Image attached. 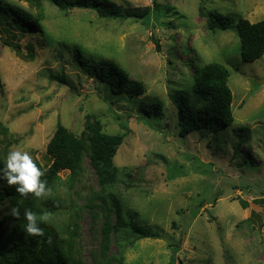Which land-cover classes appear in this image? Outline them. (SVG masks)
I'll use <instances>...</instances> for the list:
<instances>
[{"label": "rangeland", "instance_id": "obj_1", "mask_svg": "<svg viewBox=\"0 0 264 264\" xmlns=\"http://www.w3.org/2000/svg\"><path fill=\"white\" fill-rule=\"evenodd\" d=\"M2 1L39 17L45 36L21 34L20 16V23L0 20V122L8 128L2 160L10 150L28 151L47 167L46 145L57 125L81 134L92 116L105 133L124 135L113 159L117 180L106 195L120 199L126 218L131 211L161 234L137 238L111 229L104 239L105 224L115 217L103 211L97 175L85 156L73 177L59 173L55 209L43 214L63 237L73 232L79 264H264V55L243 62L236 23L210 31L201 14L215 10L256 22L264 18V0H112L156 3V21L153 14L149 21L118 20L89 7L60 9L51 0ZM88 57L118 63L142 83L143 93L107 92L83 69ZM211 61L229 70L238 128L222 129L217 138L197 131L181 136L175 98L192 90L195 67ZM53 75H64L71 86ZM142 100L160 102L161 117L143 113Z\"/></svg>", "mask_w": 264, "mask_h": 264}, {"label": "trees", "instance_id": "obj_2", "mask_svg": "<svg viewBox=\"0 0 264 264\" xmlns=\"http://www.w3.org/2000/svg\"><path fill=\"white\" fill-rule=\"evenodd\" d=\"M38 1V0H37ZM60 9H71L74 7H86L95 9L98 14L106 18L118 20L138 19L147 21L153 14L155 21L159 19L161 7L154 4L150 6H122L112 0H51ZM39 16H41V5L38 4ZM17 10V12H15ZM14 12V14L12 12ZM206 16L207 27L210 31L226 30L235 22L238 29L240 41V56L245 63L253 62L264 55V18L256 22H250L244 17H234L230 14L220 13L215 10L201 12ZM16 15V16H15ZM24 19L16 29L21 34L38 32L43 38V29L39 23V17L31 16L20 8H16L0 0V20ZM149 21V20H148ZM15 22V21H14ZM25 22V23H24ZM7 26L11 23L7 22ZM169 25L172 26L170 23ZM13 28V27H12ZM6 31V30H5ZM16 50L21 46L10 42ZM156 46L159 49L157 41ZM75 62L80 58V49H73ZM29 54H32L30 50ZM79 62V61H78ZM93 62V64H90ZM82 66L87 73L102 84L106 91L115 96L127 98L136 97L143 93L142 83L128 78L126 70L118 63L101 58H91L82 61ZM53 80L70 85L64 75H53ZM229 70L224 64L216 61L208 62L195 67L192 76V90L177 95L175 106L178 107L177 124L180 126L181 136L195 131L212 135L214 138L221 137L222 129L228 130L232 127L234 131L238 126L234 125L232 111L233 94L228 85ZM143 113L159 114L161 103L152 101L147 103L142 100ZM161 117L159 114L158 118ZM8 134V128L0 122V165L3 160L1 156L2 137ZM226 139V138H225ZM124 141V135L108 134L102 130L101 122L87 115L84 130L81 134H75L64 125H57L51 138L46 145V154L50 158V164L42 167L45 175L41 179L47 180V187L51 188V194L43 199H37L29 194L27 197L16 192L15 185L9 186L6 181H0V264H79L80 262L73 255V236L70 229L67 237H63L60 230L51 222L44 219L43 214L47 210L52 212L55 209V185L59 179V173L68 170L73 177L81 166L85 156H88L90 164L94 169L100 191L98 198L101 200L103 211L107 214H114L115 223L111 226L105 224L103 237L108 240L109 231L112 229L118 232L127 229L128 235L137 238H160L159 230L137 222V214L129 211L127 218L122 214V204L115 196L106 195L117 180L118 168L114 165L115 154ZM235 153V152H234ZM247 160L244 161V163ZM248 164H252L249 162ZM254 166V165H253ZM20 209V217L14 218L11 209ZM30 209L37 214L39 226L44 230L43 236H29L23 231L27 223L24 220V209Z\"/></svg>", "mask_w": 264, "mask_h": 264}, {"label": "clouds", "instance_id": "obj_3", "mask_svg": "<svg viewBox=\"0 0 264 264\" xmlns=\"http://www.w3.org/2000/svg\"><path fill=\"white\" fill-rule=\"evenodd\" d=\"M44 175V171L28 151L10 150L0 165V181H6L9 186L15 185L16 192L24 197L32 194L37 199H43L51 194V188L47 187V180L41 179ZM11 215L18 219L21 215L20 209L13 207ZM23 217L27 221L23 226L26 234L37 237L44 235L36 213L25 208Z\"/></svg>", "mask_w": 264, "mask_h": 264}]
</instances>
